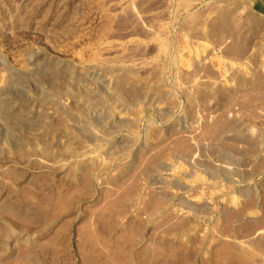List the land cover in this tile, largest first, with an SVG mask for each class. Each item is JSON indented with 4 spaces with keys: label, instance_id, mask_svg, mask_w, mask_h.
<instances>
[{
    "label": "rangeland",
    "instance_id": "obj_1",
    "mask_svg": "<svg viewBox=\"0 0 264 264\" xmlns=\"http://www.w3.org/2000/svg\"><path fill=\"white\" fill-rule=\"evenodd\" d=\"M0 61V264H264V0H0Z\"/></svg>",
    "mask_w": 264,
    "mask_h": 264
},
{
    "label": "bare ground",
    "instance_id": "obj_2",
    "mask_svg": "<svg viewBox=\"0 0 264 264\" xmlns=\"http://www.w3.org/2000/svg\"><path fill=\"white\" fill-rule=\"evenodd\" d=\"M28 55H30V54H28ZM40 56V55H39ZM26 58H27V56H26ZM35 58V57H34ZM38 58V57H37ZM31 59V58H30ZM39 59H41V58H39ZM41 60H43V59H41ZM2 61V60H1ZM0 61V62H1ZM28 61V60H27ZM45 61L46 60H44V62L43 61H39V60H35V61H33V62H30L31 63V65H32V68H29V69H26V70H19L17 73H16V75L17 76H19L20 78H25V77H28V75L29 74H31V73H33L34 71H36V70H41V71H43V69H44V67H45ZM2 63H3V61H2ZM29 67V66H28ZM48 68V67H47ZM44 71H46L45 69H44ZM18 77V78H19ZM14 78H16V77H14ZM13 78V79H14ZM17 78V79H18ZM29 78V77H28ZM12 79V78H11ZM12 79V80H13ZM30 79V78H29ZM98 83V82H97ZM101 84V83H100ZM99 84V85H100ZM14 85V84H13ZM102 85V84H101ZM100 85V86H101ZM4 86V85H3ZM104 85H102V87H103ZM8 86H4V87H0V120L3 122H7V121H15V120H17L18 118H19V116L16 114V111H17V108H18V105H16L12 100H10L9 98H7V90H8V88H7ZM14 88V87H13ZM105 89V88H104ZM12 90V89H11ZM14 90V89H13ZM107 91V90H106ZM150 95H152L151 93H150ZM153 95H155V94H153ZM152 95V96H153ZM158 96H160V95H158ZM157 96V97H158ZM162 96V95H161ZM145 97H147V95L145 96ZM144 98V97H143ZM151 98H154L155 99V96L154 97H151ZM150 98V99H151ZM145 99V98H144ZM147 99V98H146ZM149 99V100H150ZM153 99V100H154ZM158 99H159V97L158 98H156V100L158 101ZM152 100V99H151ZM24 103V102H23ZM157 103H159V102H157ZM20 106V105H19ZM21 106H23L22 104H21ZM98 107V106H97ZM20 108V107H19ZM25 108V107H24ZM93 108V107H92ZM91 108V110H92V112L94 113L93 114V118L91 119V120H93V121H95V122H97L98 120H100V119H102V117L105 115L104 113L105 112H103V111H106L105 109L102 111H100V110H96V109H92ZM89 109H90V107H89ZM102 109V108H101ZM90 110V111H91ZM22 112V111H21ZM107 113H108V111H107ZM22 114V113H21ZM109 114V113H108ZM23 115V114H22ZM107 115V114H106ZM109 115H111V114H109ZM105 117H107V116H105ZM105 117H103V118H105ZM90 118H91V116H90ZM111 119V118H110ZM90 120V121H91ZM112 120V119H111ZM3 122V123H4ZM4 123V124H5ZM15 123V122H14ZM92 123V122H91ZM9 124V123H8ZM0 125H1V122H0ZM3 125V124H2ZM10 125V124H9ZM229 169V168H228ZM226 170V172L227 171H229V173H230V171H231V169H229V170ZM222 172V171H221ZM224 172V171H223ZM214 173V172H213ZM228 174V173H227Z\"/></svg>",
    "mask_w": 264,
    "mask_h": 264
}]
</instances>
